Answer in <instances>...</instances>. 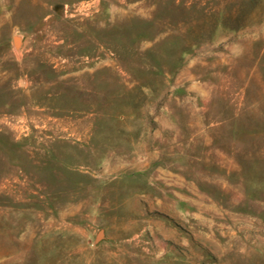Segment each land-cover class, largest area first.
I'll list each match as a JSON object with an SVG mask.
<instances>
[{
  "label": "rangeland",
  "instance_id": "rangeland-1",
  "mask_svg": "<svg viewBox=\"0 0 264 264\" xmlns=\"http://www.w3.org/2000/svg\"><path fill=\"white\" fill-rule=\"evenodd\" d=\"M0 264H264V0H0Z\"/></svg>",
  "mask_w": 264,
  "mask_h": 264
},
{
  "label": "water",
  "instance_id": "water-1",
  "mask_svg": "<svg viewBox=\"0 0 264 264\" xmlns=\"http://www.w3.org/2000/svg\"><path fill=\"white\" fill-rule=\"evenodd\" d=\"M14 45L16 48L19 46V39L17 37L14 38Z\"/></svg>",
  "mask_w": 264,
  "mask_h": 264
},
{
  "label": "bare ground",
  "instance_id": "bare-ground-1",
  "mask_svg": "<svg viewBox=\"0 0 264 264\" xmlns=\"http://www.w3.org/2000/svg\"><path fill=\"white\" fill-rule=\"evenodd\" d=\"M100 236H101V234L99 233V234H98V238H99Z\"/></svg>",
  "mask_w": 264,
  "mask_h": 264
}]
</instances>
